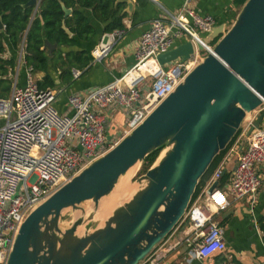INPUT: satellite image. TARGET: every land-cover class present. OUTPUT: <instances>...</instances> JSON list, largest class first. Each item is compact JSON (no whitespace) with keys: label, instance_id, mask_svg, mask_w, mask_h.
I'll use <instances>...</instances> for the list:
<instances>
[{"label":"water","instance_id":"water-1","mask_svg":"<svg viewBox=\"0 0 264 264\" xmlns=\"http://www.w3.org/2000/svg\"><path fill=\"white\" fill-rule=\"evenodd\" d=\"M116 1L131 11L130 0ZM39 3L28 0L25 6L35 12ZM215 38L211 51L141 124L28 213L7 264H139L172 232L213 158L245 115L264 104V0H246L228 29L214 26L203 42ZM196 47L202 49L201 44ZM193 49L184 41L157 59L160 64L185 60ZM263 116L259 114L247 135ZM160 147L166 149L163 156L140 177L145 186L102 226L92 220L96 209L61 229L63 209L89 199L96 204L121 175ZM80 227L82 234L77 233Z\"/></svg>","mask_w":264,"mask_h":264},{"label":"built area","instance_id":"built-area-1","mask_svg":"<svg viewBox=\"0 0 264 264\" xmlns=\"http://www.w3.org/2000/svg\"><path fill=\"white\" fill-rule=\"evenodd\" d=\"M214 26L216 19L197 12L190 0L168 18H153L136 42L134 63L103 85L68 95L66 112H59L54 105L58 92L39 88L32 67L26 66L24 84L14 85L8 97H0V264H7L28 213L141 124L211 51L212 45L205 44L203 37ZM122 32L103 33L90 51L92 61L104 59ZM177 41L194 45L190 57L160 64L157 55L173 48ZM71 72L73 78L81 74L75 68ZM118 115L122 121H116ZM255 117L247 120L242 134L247 135ZM247 137L248 145L238 155L226 187L219 186L222 161L207 192L204 188L183 215L185 234L174 246L181 242L190 245L186 260L230 264L217 259L225 241L213 213L224 209L229 198L254 201L261 185L257 166L264 164V128H254ZM161 253L149 255L154 258L145 264H153Z\"/></svg>","mask_w":264,"mask_h":264},{"label":"trees","instance_id":"trees-1","mask_svg":"<svg viewBox=\"0 0 264 264\" xmlns=\"http://www.w3.org/2000/svg\"><path fill=\"white\" fill-rule=\"evenodd\" d=\"M27 1L0 0V21L3 24V28H0L1 98L8 97L12 90L21 47L23 65L31 66L34 73L43 72L42 77L36 80L38 87L56 89L60 84L67 85L74 80L72 68L84 70L89 66L92 61L89 43L97 35L99 40L105 32L123 30V19L128 15L125 12L126 3L116 0H40L35 12L32 6H25ZM245 1L236 0L240 6ZM136 2L144 6L148 0ZM63 7L70 10L68 14ZM136 14V11L132 13V19ZM218 38L212 40L210 44L213 45ZM8 46L11 50L10 55L5 56ZM55 73H58L57 77L54 76ZM247 138L242 136L240 126L226 147L218 152L199 178L190 204L205 188L235 142ZM161 149L162 147L155 149L142 160L143 173L155 162ZM224 174L219 179L220 187L225 183ZM177 225L182 228L187 222L181 219ZM259 227L264 234V218L260 220ZM217 259L223 260L224 257L218 256ZM232 262L240 264L236 260Z\"/></svg>","mask_w":264,"mask_h":264},{"label":"crops","instance_id":"crops-1","mask_svg":"<svg viewBox=\"0 0 264 264\" xmlns=\"http://www.w3.org/2000/svg\"><path fill=\"white\" fill-rule=\"evenodd\" d=\"M184 1L148 0L144 6H140L136 0H130L132 9L130 12L127 11L128 15L123 19V32L115 39L108 55L101 61H92L87 68L81 70V74L71 83L60 84L56 88L60 94V98L57 97L54 104L57 110L66 112L68 95L85 93L121 76L134 63V47L151 20L156 17L168 18L175 14ZM190 4L201 14L212 15L216 19V26L222 25L225 29L231 26L241 8L236 0H190ZM135 11L137 12L136 17L132 19V13ZM98 41L97 35L88 45L90 50L96 46ZM180 42L177 41L176 44ZM21 48L18 53V67L14 75L13 86L16 83L18 86H22L25 81L26 67L23 65ZM10 51L8 46L5 56H9ZM18 73L21 74V79L17 76ZM42 75L43 72H35L34 78L37 80ZM54 76L57 77L58 73H55ZM262 112H264V107L256 110L255 118ZM259 127L264 128V116ZM247 145L248 139L239 140L227 152L222 162L225 183L236 166L238 155L246 149ZM257 168L261 176V185L254 196V201L251 202L250 198L237 201L229 198V204L224 209L213 213V220L223 228L224 232L225 249L219 256L224 257L230 264H233L232 260H236L240 264H264V234L259 227L260 220L264 218V164H259ZM224 184L222 187H226ZM184 230L185 227L179 226L178 230H173L166 237L168 241L172 238L171 242L167 244L166 248L160 250L161 256L153 264H200L196 259L186 260L189 244L181 242L174 246L180 238L184 237ZM176 236H179V239L173 241Z\"/></svg>","mask_w":264,"mask_h":264},{"label":"rangeland","instance_id":"rangeland-1","mask_svg":"<svg viewBox=\"0 0 264 264\" xmlns=\"http://www.w3.org/2000/svg\"><path fill=\"white\" fill-rule=\"evenodd\" d=\"M19 78L21 79L20 73H19ZM54 90H56V89H54ZM56 91L59 92V90H56ZM59 96H60V94H58V99L60 98ZM260 107H258L256 110H258ZM256 110L249 112L245 115V118L243 119V121L241 123L242 128H244V126L246 125L247 120L249 118H252V116H254L256 114ZM116 121L117 122L122 121L121 115L117 116ZM2 122H3V120L0 119V124ZM245 135H246V133L242 134V136H245ZM161 151L159 153H161ZM159 155L160 154H158V156ZM141 169H142V162H138L136 164V166H134L133 169L130 170L131 172L132 171L133 172L131 173L129 171V172L121 175L119 177L117 183L115 184V186L111 190V192L107 195L102 196L96 204L93 200L89 199V200H85V201L81 202L80 204H78L76 208L68 207V208L63 209V211H62L63 220H61L59 223L61 229L64 230V229L68 228L69 225L71 224V222H73L74 220H76L79 217H83V218L87 219L91 213L96 211V209H97V211L93 215L92 220L97 224V227L102 226L104 224V221L107 219V217H109L112 214L113 209L115 210L118 206L123 205L124 203L128 202L136 192H138L141 188H143L145 186L146 181L140 180V177L143 174H145V173H143V171ZM210 183H211V180H209L207 182L206 187H205V191L207 190V188H209ZM132 189H135V190H132ZM118 196L120 198L123 197L122 202L116 203V205L114 206L113 209L110 207L109 208V210H111L110 212L108 209H106L107 211L105 210L102 212L101 206L103 207V205L105 204L106 201H111L114 198L116 199V197H118ZM200 201L201 200L199 199L198 202H200ZM102 203H104V204L102 205ZM98 207H100L101 210ZM100 212H101V214H100ZM98 216H100L101 218ZM179 226L180 225H177L173 230H178ZM80 230H81V232H80ZM82 231H83L82 227L77 229L78 234H82ZM171 239H170V241H168L166 238H164L160 243H158L153 248V250L148 254V256L146 258H144L139 264H145L147 261H150V259L154 258V255L153 256H149V255H152L153 253H157L161 249L166 248L167 244L169 242H171ZM178 239H179V236H176L173 241H176ZM165 241H167V243H165Z\"/></svg>","mask_w":264,"mask_h":264},{"label":"bare ground","instance_id":"bare-ground-1","mask_svg":"<svg viewBox=\"0 0 264 264\" xmlns=\"http://www.w3.org/2000/svg\"><path fill=\"white\" fill-rule=\"evenodd\" d=\"M165 150H166V149L162 150L161 153H159V154H160V155H159V158H161V157L163 156ZM159 158H158V160H159ZM134 166H136V164H135ZM134 166L130 167V168L126 171V173L129 172L130 170H132ZM135 169H136V168H135ZM130 172H131V171H130ZM132 172H133V171H132ZM132 172H131V173H132ZM139 182H140V181H139ZM136 188H137V187H136ZM132 190H135V189H132ZM122 199H123V197L120 198V197L118 196V197H116V199L114 198V199H112L111 201H106L105 204L102 203V205L104 204L103 207L101 206V208H102V212L105 211L106 209L109 210L110 207L113 209L114 206L116 205V203H120V202H122ZM98 208L100 209V207H98ZM212 209H215V208L212 207ZM100 210H101V209H100ZM113 210H114V209H113ZM106 211H107V210H106ZM110 211H111V210H109V212H110ZM98 213H99V212H98ZM100 214H101V212H100ZM96 215H97V214H96ZM98 217H100V216H98ZM100 218H101V217H100ZM100 222H101V221H100ZM80 232H81V230H80Z\"/></svg>","mask_w":264,"mask_h":264}]
</instances>
